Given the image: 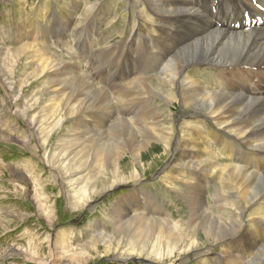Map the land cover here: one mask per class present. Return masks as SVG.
Masks as SVG:
<instances>
[{"label":"bare ground","instance_id":"bare-ground-1","mask_svg":"<svg viewBox=\"0 0 264 264\" xmlns=\"http://www.w3.org/2000/svg\"><path fill=\"white\" fill-rule=\"evenodd\" d=\"M129 1V16L122 15L129 28L126 23L123 28L113 27L117 35L126 33L117 42L107 40V32L97 28L94 42L89 46L82 43L90 34L81 28L88 13H94L97 25L109 15L101 0L87 4L78 21L74 14L55 16L45 26L36 25L24 14L25 24L17 33L26 42L12 54L0 49V74L8 80L9 91L19 86L18 92L24 94L25 87L36 80H41V87L50 85V99L42 101L43 88L38 87L24 96L25 105L20 110L29 117L27 122L46 151L45 161L59 169L74 206L80 201V193L86 195L89 191L92 200L87 201L92 202L103 191L135 182L131 195L119 199L115 206L120 209L112 221L115 235L102 226L100 232L90 234L81 252L86 247L99 251L103 244L102 252L115 259L148 262L154 260L143 246L150 240H143L152 234H157L154 246L160 259L171 254L167 251L177 250L182 240L186 247L180 254L204 244L202 240L217 243L229 238L242 256L233 257L227 252L223 256L226 264H264V245L245 253L241 249L244 234L236 235L242 229L248 232L256 227L258 232L264 231V216H255L264 211V0ZM113 22L107 24L109 30ZM54 44L62 49L61 53L52 49ZM132 44L135 50L123 71L106 73L104 81L112 80L107 85L98 83V71L106 66L101 61L116 54L122 56ZM94 51L99 55L96 64L88 57ZM143 51L157 60L152 75L149 68H139L144 62ZM24 58H31L26 62L31 70L25 76H15L14 68L11 72L7 69ZM198 66L203 67L201 72ZM89 67H93L92 73L84 70ZM152 79H157V87ZM155 96L168 105L179 100L192 112L176 129L171 117L173 108L166 112L157 101V114L146 111L144 103L151 108ZM110 100L118 104L111 105ZM70 117L71 128L64 127ZM53 132H62L61 138L55 140ZM174 140L176 146L171 150ZM168 153L172 162L167 172L176 176H166L184 181L190 192L199 189L202 195L197 197L198 209H193V221L189 218L186 227L174 221L170 213L158 212L157 205L149 201L152 196L148 190L139 188L142 173L137 163L145 174ZM131 163L133 170L128 173ZM106 166H110L107 172L91 170ZM216 178L219 185L211 193L209 183ZM212 194L214 199L217 196L214 205L207 198ZM143 208L150 209L151 215L141 211ZM3 217L0 221L5 220ZM72 257L76 264L82 263L79 257Z\"/></svg>","mask_w":264,"mask_h":264},{"label":"rangeland","instance_id":"rangeland-1","mask_svg":"<svg viewBox=\"0 0 264 264\" xmlns=\"http://www.w3.org/2000/svg\"><path fill=\"white\" fill-rule=\"evenodd\" d=\"M97 1L101 0H0V49L2 51H12V54L15 48L26 42L27 39L21 40L22 38L18 37L20 36L19 32L17 33V30L19 31L22 24H25L23 21L24 14L27 17L26 19L31 23L35 22L36 25L39 23V25L43 24L45 26L49 21H53L55 16L64 18L75 14V17H77L83 12V8L87 4H95ZM101 3L109 11V15L102 18L103 22L97 25L94 19V13H88L81 23L82 30L90 32L89 37L82 39V43L86 46L94 42V35L97 28L104 30V33L107 32V40H112V42H117L126 35V33L117 35L119 32H116L117 30L113 27L123 28L126 23V28H129V22L122 16L124 14H128L129 16V9L126 8L130 4L129 0H102ZM36 14L37 17L35 20L34 17ZM78 18L79 16L76 19L77 21ZM110 20H114L110 26L111 30L108 29L107 25ZM131 23H133V15L131 17ZM130 48L131 50H129ZM47 49L50 51L48 46ZM52 49L60 53L62 50L58 44H54ZM134 50L135 45L132 44L122 56L116 54L114 58L103 59L100 64L106 66L98 71L97 82L102 85H107L108 82H112V80L108 82L104 81L106 73L109 74L111 71L114 73L122 72L128 60L132 58L131 55L134 53ZM143 54L144 62L138 67L140 70L149 68L151 71L149 74L152 75L153 71L157 70V60L147 51H143ZM64 57L67 58L68 55L65 54ZM88 57L95 64L99 59V55L95 51L89 53ZM155 58H157V55H155ZM30 60L31 58H24L23 62H17L16 65L14 61L9 65L7 64V69L11 72L14 68V75L23 77L31 70L30 63H26ZM92 68L83 69L92 73ZM198 68L201 72L203 67L198 66ZM52 78H49V82ZM7 81H5V76L0 77V135H2L0 136V217L4 216L3 218L5 219L4 221H0V264H72L76 260L72 256L79 257L82 262L81 264H226L223 261V256L227 252L233 257L242 256L233 246L232 243L234 240L232 241L229 238L226 241L217 243H209L202 240L204 244H199L194 250L180 254V250L186 247V242L182 240L177 244V250L173 252L171 250L167 251V253L171 254L163 259L161 258V260L157 258V247L154 246L155 243L157 244V234L149 235V237L143 240L145 243L150 240L148 245L143 247L151 252L149 258L154 261L145 262L136 258L129 260L115 259L112 254L108 255L102 252L103 244L100 246L99 251L86 247L81 252V246L88 243L87 240L90 234L100 232V227L102 226L107 229V232L112 230L114 213L120 210L115 206H117L119 199L131 195V187L135 186V182L128 181L129 183L125 182L115 186L113 189L103 191L104 193L97 194L92 202L87 201L92 200L89 191L86 195L80 193L79 199L77 198L80 201L77 206H74L72 202L74 198L71 200L70 197L68 198V194L64 188V182L60 175H58L59 169H56L55 166L53 167L45 161L43 155L46 151L40 146L36 132L33 131L27 122L29 117L21 114L20 109L25 105L24 96L32 92L33 89L35 90L41 87V80H36L32 85L26 86L24 94L18 92L21 89L19 86H16L13 91H9L10 84ZM152 82L155 87L158 86L157 79H152ZM49 86L41 87L43 88V91L40 92L42 101L51 98V95H48ZM17 94H20V96L18 100H15ZM145 95L148 96L147 93ZM154 100L151 99V108L148 102L144 103V105L148 106L146 111L150 112L151 110V112L154 111L157 114V101H160L161 106L165 107L166 112L169 111V108H173L175 113L172 112L171 117H174L172 121L176 129L179 128L182 120L187 118L188 114L192 112L187 106L181 105L179 100L170 105L164 102V100L157 98V96H155ZM110 104L116 105L118 102L110 100ZM31 113L33 114L34 111H31ZM154 113L153 115H155ZM198 119L211 121L207 117H200ZM74 122H77V120ZM72 123L73 118H67L64 127L71 128ZM214 128H210V130H214ZM61 136L62 132H53V138L55 140H59ZM175 142L176 140H174L171 150H174L176 146ZM132 159L130 158V160ZM171 162V154H165L153 164L151 169H148L143 174L144 169L135 161L134 163H137L142 173L139 188L143 186V188L148 190L152 196L149 201L157 205L158 212L164 210L170 213L174 221L179 222L178 224L182 223L186 227L188 223L185 222L189 218L191 222L193 221V209H198L196 205L199 202L197 197L200 195V192H198L199 189H194L190 192L191 188H186L184 181L166 176L167 174L176 176L173 173L167 172L170 169L168 165ZM108 169H110V166L91 168V170L105 172ZM126 170L129 171L128 173H132L133 163ZM20 175H22V178ZM164 183L170 184V186H166ZM217 185H219L217 178L209 183L211 193H214ZM184 189L186 191H183ZM207 198L210 204H215L216 200L213 194ZM232 200L230 198L229 201ZM229 201L228 203H230ZM87 202H89V205L86 204ZM41 204L44 207H41ZM252 206L253 204L250 206V209ZM46 207L51 209H47ZM40 208L41 211L39 210ZM219 209L220 207L218 206ZM141 211L151 215V211L148 208H143ZM229 211L231 212V210ZM44 212L47 214L44 215ZM213 212L216 213L217 210L214 209ZM221 212L225 213L224 211ZM255 216L256 218L264 216V211L262 210L255 214ZM196 227L198 228V225ZM256 229L257 227L253 228L254 231L248 232H244L242 229L236 234H244L243 237L247 240H242L243 245L241 249L242 251L245 250V253L251 251L252 248L255 251L264 245V239L261 237V235L264 236V231L258 232V229L257 231ZM111 232V235L114 236L113 231ZM160 236L164 237L163 235ZM57 251L59 252V256L56 255ZM34 256L36 258H33ZM59 258L61 259L60 262L58 261Z\"/></svg>","mask_w":264,"mask_h":264}]
</instances>
